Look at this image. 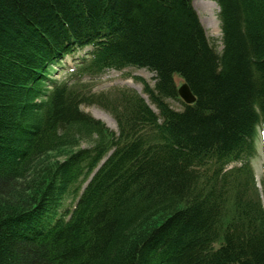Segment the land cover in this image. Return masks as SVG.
Returning <instances> with one entry per match:
<instances>
[{
    "label": "trees",
    "instance_id": "trees-1",
    "mask_svg": "<svg viewBox=\"0 0 264 264\" xmlns=\"http://www.w3.org/2000/svg\"><path fill=\"white\" fill-rule=\"evenodd\" d=\"M216 3L220 51L192 0H0V264H264V0Z\"/></svg>",
    "mask_w": 264,
    "mask_h": 264
},
{
    "label": "rangeland",
    "instance_id": "rangeland-1",
    "mask_svg": "<svg viewBox=\"0 0 264 264\" xmlns=\"http://www.w3.org/2000/svg\"><path fill=\"white\" fill-rule=\"evenodd\" d=\"M196 2H203V6H197L196 4L193 7L195 10L199 22L202 25L206 36L214 42L217 50L221 49V31L218 20V5L216 0H196ZM193 3V0H192ZM215 4L217 7H215ZM90 50L89 47H86L81 50H77L73 55H69L63 58L61 65L62 68L58 65L52 67L51 77L53 78H62L65 76L66 72L69 69H72L76 64L78 59L83 56V54ZM127 75V76H126ZM133 77H139L144 79L150 86L154 84L153 73L143 69V68H135V67H127L121 71L109 69L106 70L99 78L96 80V86L93 88L94 91H100L107 89L114 85H126L137 90L144 98L147 99V96L142 92V85L139 81H135ZM148 101V99H147ZM169 104L174 109H180L181 105L179 102L172 101L168 99ZM81 108L84 111H87L91 115L94 116V113L99 114L98 116H94L100 120H102L108 127L116 130V125L113 118L109 115V113L101 110L96 106H86L82 105ZM98 111V112H95ZM104 114H100V113ZM105 117V118H104ZM108 117V118H107ZM110 120H107L109 119ZM251 164L254 169L255 180L257 183V187L260 190V194L262 196V200L264 202V152L262 150V146L260 143V137L257 138L256 141V154L251 159ZM74 200L71 198H67L64 206H71Z\"/></svg>",
    "mask_w": 264,
    "mask_h": 264
},
{
    "label": "water",
    "instance_id": "water-1",
    "mask_svg": "<svg viewBox=\"0 0 264 264\" xmlns=\"http://www.w3.org/2000/svg\"><path fill=\"white\" fill-rule=\"evenodd\" d=\"M178 96L185 104H192L195 102V97L191 93L186 83H179L177 86Z\"/></svg>",
    "mask_w": 264,
    "mask_h": 264
},
{
    "label": "bare ground",
    "instance_id": "bare-ground-1",
    "mask_svg": "<svg viewBox=\"0 0 264 264\" xmlns=\"http://www.w3.org/2000/svg\"><path fill=\"white\" fill-rule=\"evenodd\" d=\"M197 5V6H203V2H196V0H193V3H192V6H194V5ZM215 7H217L216 6V4H215ZM206 35V34H205ZM217 51H220V50H217ZM73 55V54H72ZM62 62V61H61ZM62 65H60V67H61ZM135 68H137V67H135ZM146 70V69H145ZM148 71V70H147ZM149 72H151V71H149ZM152 73V72H151ZM153 75H154V73H153ZM144 80V79H143ZM154 80V79H153ZM145 81V80H144ZM146 82V81H145ZM181 82H183V83H186V82H184V81H179V83H181ZM147 83V82H146ZM178 83V84H179ZM148 84V83H147ZM178 84H177V86H178ZM142 85V84H141ZM149 85V84H148ZM153 86V85H152ZM177 86H176V89H177ZM142 92H143V90H142ZM144 93V92H143ZM177 93H178V91H177ZM145 94V93H144ZM146 95V94H145ZM148 99V98H147ZM147 99L145 98V100L147 101ZM148 102V104L150 105V107L156 112L157 110H156V108L152 105V104H150L149 103V101H147ZM95 112H98V111H95ZM100 113V112H99ZM100 114H102V113H100ZM99 114H96V113H94V116H98ZM102 115H104V114H102ZM105 118V117H104ZM108 118V117H107ZM107 120H110V118L109 119H107ZM111 121V120H110Z\"/></svg>",
    "mask_w": 264,
    "mask_h": 264
}]
</instances>
